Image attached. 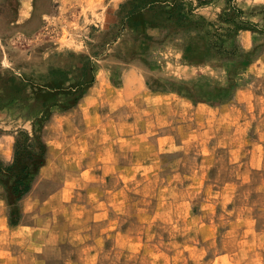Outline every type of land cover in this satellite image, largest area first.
<instances>
[{
    "label": "rangeland",
    "instance_id": "1",
    "mask_svg": "<svg viewBox=\"0 0 264 264\" xmlns=\"http://www.w3.org/2000/svg\"><path fill=\"white\" fill-rule=\"evenodd\" d=\"M127 1L0 0V162L47 146L20 201L0 182V264H264V0L114 40Z\"/></svg>",
    "mask_w": 264,
    "mask_h": 264
},
{
    "label": "trees",
    "instance_id": "2",
    "mask_svg": "<svg viewBox=\"0 0 264 264\" xmlns=\"http://www.w3.org/2000/svg\"><path fill=\"white\" fill-rule=\"evenodd\" d=\"M201 1L204 3L206 1ZM183 0H129L122 4L117 12V16L121 18V29L118 34L112 39H117L126 25L130 21H135L140 24L142 28H167L176 26L177 28H184L189 26L197 27L199 24L192 18L193 11L184 10ZM134 24V23H133ZM80 65L77 70L81 72V78H77L76 85L81 88L79 97H75L74 101L78 100L83 95V87L89 86L94 81V65L90 55L80 56ZM55 68V67H53ZM55 74V71H51ZM62 76L55 77L52 81V87H46L58 92H66L61 85ZM75 84H69L67 92L75 96L73 89ZM40 88L39 91L46 89ZM77 90V89H76ZM38 93V91L36 92ZM46 95H52L48 93ZM47 119V115H43L38 122L41 124ZM15 157L11 164H4L0 162V182L4 184L6 191H8L14 198L20 201L27 195L33 186L36 176L39 174L40 169L45 165L47 146L42 137V126L33 125L32 133L21 131L18 133L14 144ZM7 180V181H5ZM7 192V193H8ZM11 208V217L16 215V220L11 218V223L15 224L18 218L17 207Z\"/></svg>",
    "mask_w": 264,
    "mask_h": 264
},
{
    "label": "crops",
    "instance_id": "3",
    "mask_svg": "<svg viewBox=\"0 0 264 264\" xmlns=\"http://www.w3.org/2000/svg\"><path fill=\"white\" fill-rule=\"evenodd\" d=\"M83 100H84V99H83ZM29 193H30V192H29ZM0 204H1V201H0ZM2 222H3V224H4V223H7V221L5 220V217L2 218Z\"/></svg>",
    "mask_w": 264,
    "mask_h": 264
}]
</instances>
